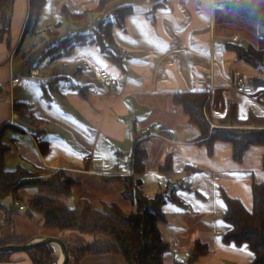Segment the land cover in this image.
<instances>
[{
	"label": "crops",
	"instance_id": "1",
	"mask_svg": "<svg viewBox=\"0 0 264 264\" xmlns=\"http://www.w3.org/2000/svg\"><path fill=\"white\" fill-rule=\"evenodd\" d=\"M228 1L43 0L35 25L27 33L29 0H12L8 32L0 37V143L6 147L5 168L64 170L98 179L130 177L134 145L140 142L147 154L141 180L156 151L153 169L166 175L168 202L175 206L163 205L166 222L159 228L170 246L163 254V264L166 258L167 264L185 262L195 241L209 247L208 254L195 264H251L248 248L247 252L240 250L245 245L221 241L229 229L223 219V194L251 210V185L264 182L263 149L248 147L240 161L232 158L229 142L214 141L209 149L199 139L198 128L173 101L179 92L206 93L205 117L210 128L217 127L230 103L236 104L239 119L250 113L264 116V85H252L257 72L232 50L234 45H255L257 27L233 13L226 6ZM120 9H127L128 14L121 26L112 28L114 42L105 53L89 41L73 43L58 56L47 52L78 33L66 11H91L87 30L94 31L101 22L113 20ZM26 33L29 37L20 55ZM36 48L40 52L34 64L30 51ZM17 56L20 61L15 63ZM26 59H30L28 70ZM42 63L48 66L44 72L39 67ZM101 70L117 79L115 90L101 85ZM236 76L245 79L251 92L235 89ZM19 103L40 120L38 130L21 121L14 110ZM36 139L46 142L45 153ZM87 156L102 160L90 162ZM160 188L158 183L156 189ZM2 205L6 212L0 209V241L17 239L13 244L20 245L52 236L43 233L40 219L15 207L11 197ZM190 229L192 233L186 235ZM71 236H77L81 245L94 241L80 235L65 238ZM33 256L27 251L7 253L0 256V264H40ZM77 264L125 262L116 254H85Z\"/></svg>",
	"mask_w": 264,
	"mask_h": 264
},
{
	"label": "trees",
	"instance_id": "2",
	"mask_svg": "<svg viewBox=\"0 0 264 264\" xmlns=\"http://www.w3.org/2000/svg\"><path fill=\"white\" fill-rule=\"evenodd\" d=\"M11 2L12 0H0V37L8 32ZM42 4L43 0H29V17L25 32L29 29L32 31ZM226 6L240 18L253 22L257 27L258 39L255 45H234L232 50L238 60L247 63L257 72L251 81L252 85H264V0H231ZM90 12L75 14L66 11V17L76 25L78 33L52 46L47 51L52 57L66 53L73 43L88 41L98 45L100 51L105 53L106 48L114 42L112 28L121 26L128 14L127 9H120L115 12L113 20L101 22L94 31H88L86 18ZM173 101L182 107L189 123L198 128L199 139H204L209 149L214 141L229 142L232 146V158L240 161L248 147H262L261 169L264 171V116L250 113L245 119H239L236 104L230 103L226 115L216 124L217 127L210 128L205 117L208 107L206 93L179 92L173 95ZM14 110L24 125L39 129L40 120L27 111L25 105L16 104ZM35 136L38 138L36 134ZM36 140L40 151L45 153L46 142ZM5 151L6 147L0 143V209L3 212L6 210L2 201L6 197H11L13 202L18 201L24 206L26 199L21 196L20 191L25 187H36L45 190V194H37L31 198L28 206L43 217L44 228L94 237L91 243L71 250L66 264H77L78 259L85 254H116L123 258L125 264H163V254L170 248L159 228L160 224L166 222L163 211L166 197L162 193L153 198L143 194L141 175L145 171L147 154L140 142L134 145L133 172L130 177H101L104 182L116 180L123 185L121 197L134 207V210L127 212L115 202H102L101 208H96L87 197L77 198L72 206L67 205L57 196L71 195L72 188L77 183L67 175V172H71L56 170L51 174L46 169L25 166L7 170L4 164ZM165 167L168 168V164ZM47 174H51L50 178H43ZM251 194V210H247L239 199L223 194L226 204L223 219L229 229L222 235L221 241L224 244L245 245L252 253L251 264H264V182H253ZM171 199L179 202L173 197ZM11 213L7 211L8 215ZM16 240L0 241V246L16 243ZM44 247L27 252L34 253V261L40 264H53L50 258L38 259V254L45 253ZM208 252L209 247L205 243L195 241L187 260L176 261L174 264H195ZM4 255L7 253L0 254Z\"/></svg>",
	"mask_w": 264,
	"mask_h": 264
},
{
	"label": "rangeland",
	"instance_id": "3",
	"mask_svg": "<svg viewBox=\"0 0 264 264\" xmlns=\"http://www.w3.org/2000/svg\"><path fill=\"white\" fill-rule=\"evenodd\" d=\"M66 25H69L67 22H65ZM64 30V28L62 29V31ZM38 32H36L37 34H41L42 31L37 30ZM28 33V32H27ZM24 34L25 40H24V44L20 47L19 53L21 55V53L23 51H25V46L27 43V39L29 37V34ZM248 35H250V33H248ZM240 42V41H239ZM242 42V41H241ZM240 42V43H241ZM254 44V43H253ZM31 54L33 55V57L31 58V61H33V58L35 59L36 57L35 54H37L38 52H40L39 48L36 49H32ZM19 55V54H18ZM30 60V59H29ZM29 60H25V64L24 66L27 68L30 65H27L26 63H28ZM20 61V56L16 57V61L15 63ZM36 59L34 60V64H35ZM40 69L44 71H46L48 69V66L46 63H42L39 65ZM28 72V71H27ZM157 147V146H156ZM156 159V151H154V153L152 154V158H150L149 162H148V167H147V174L146 177L144 178V175L142 176V180L144 183V188H143V194L148 196V197H155L158 193H162L164 194V196L166 197V204H167V208L171 207H175L174 205H172L170 202H168L169 200V192L167 193L166 190V186H167V177L165 174H159L158 172H155L154 168V164H155V160ZM48 172L55 173L56 170H48ZM51 174H47L44 175L43 178H50ZM152 174H157V176H153ZM67 175L69 177H71L73 180H76L77 183L76 185L72 188V193L71 195L67 196V197H63L62 195L57 196L58 198H60L61 201H64L67 205L72 206L73 201L77 198L80 197H87L91 202L92 205L96 208H101V204L102 202H115L117 203L121 209L123 211H132L134 210V207L130 204V202L124 200L121 197V191L123 188V185L120 182H104L101 178H92V177H85L82 174H77V173H69L67 172ZM161 185L160 189H156L157 184ZM158 192V193H157ZM45 194V190H41L38 189L36 187H25L20 191L21 196L26 199V203L24 204V210L23 212L28 213L30 216H33V218H37L41 220V226H42V222H43V217L38 214L37 212L31 210V208L28 206L29 200L31 198H33L34 196H36L37 194ZM3 232H5V228L2 229ZM42 231L43 233L46 234H52L53 237H57L58 239H60L63 243L64 246L66 248V253H67V259L69 257L70 251L73 250L75 247H81L84 245H81V241H76L75 236H71L70 239L67 237L65 238L66 235L70 234V235H79L75 232L72 231H66V232H59V231H53L50 229H46L42 226ZM192 233V229H190L186 235H190ZM65 234V235H64ZM47 236V235H46ZM80 236H85V237H89V238H94L91 235H80ZM75 238V239H73ZM72 239V240H71ZM27 243V242H25ZM24 244V243H22ZM45 253L44 254H38V259H46V258H50V260L52 261H57L59 259V255L54 253V250L51 246H45L44 250ZM186 261V260H185ZM168 262V258L165 259V264H167Z\"/></svg>",
	"mask_w": 264,
	"mask_h": 264
},
{
	"label": "water",
	"instance_id": "4",
	"mask_svg": "<svg viewBox=\"0 0 264 264\" xmlns=\"http://www.w3.org/2000/svg\"><path fill=\"white\" fill-rule=\"evenodd\" d=\"M53 243H56L59 246L60 254H61V259L56 264H65L67 260V253L64 243L57 237H53V236H39L31 241H28L27 243L20 245L10 244V245L0 246V253L29 251L42 246H51Z\"/></svg>",
	"mask_w": 264,
	"mask_h": 264
},
{
	"label": "built area",
	"instance_id": "5",
	"mask_svg": "<svg viewBox=\"0 0 264 264\" xmlns=\"http://www.w3.org/2000/svg\"><path fill=\"white\" fill-rule=\"evenodd\" d=\"M98 78L100 80L101 85L109 91L115 90L118 87L117 79L106 70L99 71ZM234 87L237 91L244 93L251 92L252 90L251 86H249L245 82V79L241 76H236L234 78ZM85 160H88L90 162H97V161H101L102 158L87 156L85 157ZM13 205L21 211L24 210V206L20 204L18 201L13 202Z\"/></svg>",
	"mask_w": 264,
	"mask_h": 264
},
{
	"label": "bare ground",
	"instance_id": "6",
	"mask_svg": "<svg viewBox=\"0 0 264 264\" xmlns=\"http://www.w3.org/2000/svg\"><path fill=\"white\" fill-rule=\"evenodd\" d=\"M51 247L53 248L54 253L60 256V257H59V261H60V259H61V254H60L59 246H58L56 243H53V244L51 245Z\"/></svg>",
	"mask_w": 264,
	"mask_h": 264
},
{
	"label": "snow or ice",
	"instance_id": "7",
	"mask_svg": "<svg viewBox=\"0 0 264 264\" xmlns=\"http://www.w3.org/2000/svg\"><path fill=\"white\" fill-rule=\"evenodd\" d=\"M33 87H35V85H33ZM202 194H204V193H202ZM218 203H219V206H220V207H224V205H223L222 203H220L219 201H218ZM233 247H234V245H233ZM240 250H241V251H244V252H247V248H246V246H242ZM247 254H248V255H252V253H250V252H247Z\"/></svg>",
	"mask_w": 264,
	"mask_h": 264
}]
</instances>
